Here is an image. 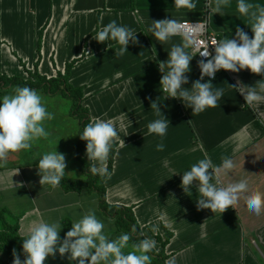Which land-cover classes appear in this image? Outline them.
Wrapping results in <instances>:
<instances>
[{"label":"crops","instance_id":"1","mask_svg":"<svg viewBox=\"0 0 264 264\" xmlns=\"http://www.w3.org/2000/svg\"><path fill=\"white\" fill-rule=\"evenodd\" d=\"M195 2L196 8L189 11L177 9L173 0H0V77L31 78L35 69L47 80L65 76L68 86L81 91V107L90 121L97 117L114 121L118 138L104 165L106 171L110 161L111 171L103 184L107 204L131 210L142 238L156 241L153 251L165 258L164 264H264V212L256 215L247 203L250 193L264 192V102L250 106L232 87L237 81L249 86L264 81V73L218 71L211 82L213 89L223 90V98L217 107L199 114L160 91L158 65L165 62L164 71L168 70V53L182 38L157 40L149 31L152 22L206 19L218 40L233 38L237 28L252 36V21L238 12L236 0L221 14L211 11L215 0H208L209 9L205 0ZM250 2L264 6V0ZM113 20L137 32L138 44L130 42L128 52L120 57L114 56L119 50L114 41H106L112 48L108 49L106 43L93 39ZM198 61L196 56L190 62L186 88L200 78ZM9 92L0 87V97ZM157 100L170 123L162 141L147 129L159 118L151 109V102ZM159 143L164 144L163 151L157 150ZM29 149L33 152L34 147ZM205 157L216 166L225 157L234 161L231 172L219 175L222 186L248 181L249 192L242 194L236 208L213 213L197 207L195 187L184 193L182 173ZM26 160L23 154L10 153L0 162V235L12 234L10 227L16 231L13 237L23 240L30 223L42 219L61 225L62 239L67 232L64 223L71 228L90 210L105 224L108 238L124 234L99 211L95 193L41 185L38 161ZM5 238L0 239V264H12L13 250L23 260L18 244L10 247ZM135 250L130 238L123 251ZM47 264L70 262L58 255L49 257Z\"/></svg>","mask_w":264,"mask_h":264},{"label":"clouds","instance_id":"2","mask_svg":"<svg viewBox=\"0 0 264 264\" xmlns=\"http://www.w3.org/2000/svg\"><path fill=\"white\" fill-rule=\"evenodd\" d=\"M230 3L231 0H215V7L211 11L213 14H221ZM173 4L177 9L191 11L196 8L195 0H173ZM236 6L241 15L250 17L252 21L249 26L251 38L243 29L237 28L233 38L213 41V52L209 51V45L199 39L205 31L203 24H181L171 18L154 21L149 29L161 42H167L176 35L182 36V43L173 46L168 53V70L164 71L165 62L158 65L162 73L160 91L165 98L180 99L185 107L191 108L193 114L217 107L223 98V90L213 89L211 82L218 71L238 73L247 69L254 74L264 73V6L254 5L250 0H236ZM136 33L113 20L98 31L93 39L98 43L114 41L119 45L114 56L120 57L128 52L130 42L132 45L138 44ZM106 45L108 49H112L110 44ZM197 54L202 58L198 61L200 78L190 88H186L185 85L189 83L186 74L190 72V62ZM205 77L209 79L205 81ZM232 87L237 89V93L250 106L264 102V81L259 80L252 86L237 81ZM158 101L151 102V109L155 110L159 118L150 122L147 129L149 135H155L162 141L168 133L170 123L162 114ZM53 118V114L47 111L42 96L30 87H16L12 94L0 97V162L6 161L10 153L29 149L34 140L46 138L49 133L44 122ZM79 137L86 142L87 160L93 162L91 171L103 174L112 145L118 138L114 121L94 118L84 127ZM121 144L125 145L124 140ZM156 147L158 151H163L164 144L159 143ZM36 167L41 185L57 187L66 175L65 155L55 147L42 156ZM234 167L231 158L225 157L221 165L216 166L210 158L205 157L182 173L181 188L184 193H188L195 187L199 193L197 207L210 209L213 213L218 210L222 214L229 207L236 208L242 194L249 192V183L244 179L227 186L221 185L219 175L231 172ZM18 171L16 169L14 174ZM174 174L181 173L173 172L172 175ZM247 203L256 215H260L264 212V192L250 193ZM62 228L58 223L42 219L32 221L26 238L22 240L25 258L21 260L13 250L12 264H47L48 258H55L57 254L62 258L67 254L70 264H151L149 253L156 248L154 239L143 238L135 245V251L125 253L123 249L128 246L130 235L125 233L116 239L108 238L104 234L105 224L91 210L72 222L70 230L61 239L59 233Z\"/></svg>","mask_w":264,"mask_h":264},{"label":"trees","instance_id":"3","mask_svg":"<svg viewBox=\"0 0 264 264\" xmlns=\"http://www.w3.org/2000/svg\"><path fill=\"white\" fill-rule=\"evenodd\" d=\"M32 80L24 81L19 78L8 79L6 77H0V87L7 92L10 87H30L38 91H43L49 95H55L61 93L63 96L71 99L74 103L72 112L77 116L79 120V131L76 143V155L80 164V172L84 176L83 179H78L75 181H69L65 177L61 180L60 186L65 192H80L82 190H87L89 192L95 193L98 198V209L99 211L107 218L113 220L119 232L127 233L133 240L134 245L139 244L140 240L143 239L139 230V227L136 223L135 218L130 209L123 207H111L107 204L105 196L104 182L110 174L111 166L110 161L106 171L103 174L93 173L91 171V161L87 160L86 156V142L81 140L79 135L82 133L84 127L90 122L87 111L81 107L82 94L80 90H73L66 83L65 76H58L47 80L44 77L38 75L36 69L35 73L31 75ZM12 93V92H9ZM0 219L3 220V216L0 213ZM12 234L14 235L16 231L10 227H7ZM64 229L66 231L70 230L68 223H64ZM0 235L1 238H5L4 241H8L9 246L11 247L14 244H18V249L21 254L22 250V240L16 239L13 235ZM57 254L56 256H58ZM151 255L152 261L151 264H164L165 258L161 254H157L154 251L149 253ZM67 256V254H65Z\"/></svg>","mask_w":264,"mask_h":264},{"label":"rangeland","instance_id":"4","mask_svg":"<svg viewBox=\"0 0 264 264\" xmlns=\"http://www.w3.org/2000/svg\"><path fill=\"white\" fill-rule=\"evenodd\" d=\"M23 79L24 81H27L32 78L28 75L27 78ZM12 93H9L8 95ZM38 93L42 96L47 111L52 113L54 117L53 119L44 122L45 129L49 135L46 138L35 140L34 145L31 143V148L34 147L33 152L30 149H27L21 150L19 153L14 152L13 155L23 154V156H26V161H28V163L30 161H39L44 154L53 150L57 146L56 150L65 155L67 167L65 169L66 175L64 177L69 181L83 179L84 176L78 173L77 168L80 166L76 155L79 120L77 116L74 115L75 113L72 112L75 102L63 96L61 93L55 95H49L43 91H38ZM61 140H64V144ZM72 150H74L73 154Z\"/></svg>","mask_w":264,"mask_h":264},{"label":"built area","instance_id":"5","mask_svg":"<svg viewBox=\"0 0 264 264\" xmlns=\"http://www.w3.org/2000/svg\"><path fill=\"white\" fill-rule=\"evenodd\" d=\"M208 6H209L208 0H205V9H209ZM179 23H181V24H188V25H191V24L195 25L197 23L198 24H203L205 26V31H204V34L201 37H199V39H202L205 42L206 45H209V51L210 52H213L214 51V46L212 45V42L213 41H219V40H218V37L216 35H214L210 31L206 19H204L201 22H179ZM177 36H179V37L182 38L181 35H177ZM190 51H192V49H190ZM197 57H198L199 60L202 59L198 54H197Z\"/></svg>","mask_w":264,"mask_h":264}]
</instances>
